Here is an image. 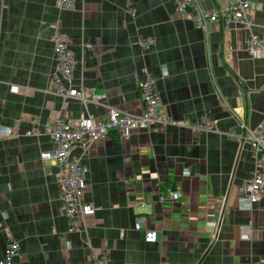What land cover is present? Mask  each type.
Segmentation results:
<instances>
[{
    "label": "crops",
    "instance_id": "0c3cea01",
    "mask_svg": "<svg viewBox=\"0 0 264 264\" xmlns=\"http://www.w3.org/2000/svg\"><path fill=\"white\" fill-rule=\"evenodd\" d=\"M195 1L202 10L226 2ZM249 1L252 31L264 40V0ZM72 6L0 0V126L16 129L0 138V255L13 240L20 245L14 264H88L98 254L108 264L264 260V189L254 203L237 194L254 171L253 152L239 136L264 124V56L250 57L248 30L238 23L201 29L176 12L174 0ZM54 31L68 38L76 88L105 93L107 105L138 114L140 83L150 77L172 122L214 123L206 133L166 125L126 140L111 131L85 151L76 144L70 158L87 168L84 200L95 212L71 233L57 166L39 158L54 147L45 125L85 113L103 117L106 110L61 98L49 85ZM144 40L152 42L145 51ZM173 192L181 193L176 201L169 199ZM242 228H249L248 240L240 239ZM147 230L157 233L155 243L145 242Z\"/></svg>",
    "mask_w": 264,
    "mask_h": 264
},
{
    "label": "built area",
    "instance_id": "2783aa9c",
    "mask_svg": "<svg viewBox=\"0 0 264 264\" xmlns=\"http://www.w3.org/2000/svg\"><path fill=\"white\" fill-rule=\"evenodd\" d=\"M59 9H71L73 0H53ZM175 10L180 16H187L199 28L207 29L209 25L216 24L220 27H228L232 23H238L248 30L247 50L254 60L264 56V40L252 31L254 26L252 7L249 0H226L221 9L202 10L195 0H174ZM57 30L58 28L55 27ZM53 43V60L55 73L49 76L48 82L55 93L61 98H73L82 106L94 103L106 110L103 117H94L91 114H83L77 120L57 117L45 125V133L54 144L50 150L40 152V161L49 155L57 166L56 184L62 202V211L68 220L67 232H76L84 228L85 219L92 216L95 207L85 202L86 173L87 168L80 165L75 158H70V150L75 144L86 150L89 144L108 138L111 131H116L126 140L135 131L159 129L166 125H181L195 133H206L214 130V123L202 117L197 123L187 124L172 122L163 111V104L155 88L154 81L146 77L139 87V98L142 110L138 114L124 112L105 103L106 95L87 93L73 85V56L68 47V38L61 32L54 31L51 36ZM151 40L139 42L141 50L149 49ZM16 133L15 126H0V138L12 136ZM30 135V132H26ZM238 139V135L227 134ZM57 138V139H56ZM239 141L249 145L254 155V171L250 179L237 187L238 196L245 197L250 203L258 200L264 189V124L261 123L253 129H247L239 136ZM181 197L180 192L169 194V199L176 201ZM163 200V199H162ZM159 199V201H162ZM213 214H210L212 216ZM140 220H137L134 229L140 228ZM158 235L155 231L147 230L144 233L145 242L155 243ZM250 238L249 228H242L241 240ZM20 258V245L9 240L0 255V264H14V259ZM264 263L260 259L257 263ZM256 263V264H257ZM88 264H108L105 254L92 256Z\"/></svg>",
    "mask_w": 264,
    "mask_h": 264
},
{
    "label": "bare ground",
    "instance_id": "6f19581e",
    "mask_svg": "<svg viewBox=\"0 0 264 264\" xmlns=\"http://www.w3.org/2000/svg\"><path fill=\"white\" fill-rule=\"evenodd\" d=\"M48 123H50V122H48ZM57 139V138H56ZM76 145V144H75ZM74 145V146H75ZM78 146H79V144H77ZM85 151V150H84ZM44 152V151H43ZM43 159H45L46 161H51V160H53V158H52V155H49V156H47V157H44ZM52 162H54V161H52ZM55 163V162H54ZM79 164H80V162H79ZM81 165V164H80ZM83 166V165H82ZM85 178H86V176H85ZM56 180H57V175H56Z\"/></svg>",
    "mask_w": 264,
    "mask_h": 264
}]
</instances>
